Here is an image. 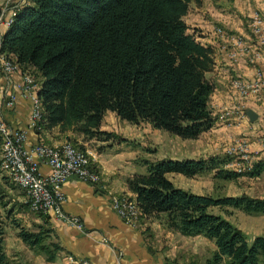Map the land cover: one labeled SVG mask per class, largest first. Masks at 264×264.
Masks as SVG:
<instances>
[{
	"label": "trees",
	"instance_id": "1",
	"mask_svg": "<svg viewBox=\"0 0 264 264\" xmlns=\"http://www.w3.org/2000/svg\"><path fill=\"white\" fill-rule=\"evenodd\" d=\"M190 1L29 0L16 10L1 32L0 51L22 70L32 67L39 75L38 126L71 132L76 138L68 142L79 148L77 138L116 139L114 132L101 130L107 111L185 140L208 131L214 122L208 109L213 86L205 75L214 67V51L187 32L183 17ZM2 142L0 135V162ZM225 157L145 161L146 173L133 174L125 183L141 218L163 215L169 230L213 241L215 249L205 264H264V236L250 242L225 216L211 212L227 207L261 212L264 199L197 194L167 177L242 176L223 168ZM263 168L257 162L245 174L254 177ZM19 235L30 245L40 239V233ZM1 242L0 264H9Z\"/></svg>",
	"mask_w": 264,
	"mask_h": 264
},
{
	"label": "crops",
	"instance_id": "2",
	"mask_svg": "<svg viewBox=\"0 0 264 264\" xmlns=\"http://www.w3.org/2000/svg\"><path fill=\"white\" fill-rule=\"evenodd\" d=\"M231 1L191 0L189 10L183 17L187 32L193 34L202 45L212 47L214 51V67L205 75L213 86L208 100V109L214 119L212 127L194 140H183L157 129L131 131L132 139L129 140H136L134 143L138 145L136 147L143 149L145 143L149 146L154 144L150 152L164 147L163 155L166 156L162 159L197 160L225 155L228 146L236 141H244L252 156L253 165L257 162L264 163V147L261 145L264 140V100L256 96L241 100L237 90L231 86V80L234 78H252L255 75V68L245 61L231 60L225 49L227 42L214 31L215 27H222L226 32L242 35L252 42L248 27L249 17L254 11L264 9V0ZM1 2L2 0L0 4ZM27 3L24 0L16 7L21 8ZM4 30L2 26V32ZM1 82L3 83L2 79ZM248 108L257 114L254 122H250L245 115ZM226 109L232 110V113L228 118H223L222 112ZM29 111V100L20 96L14 108L3 113V118L10 126L26 130L24 132L28 145L42 141L47 145L57 146L66 142L68 138H76L71 132L60 133L58 128L39 132L30 129ZM111 114L115 116L114 113ZM112 115L106 118L113 119ZM101 130L117 133L108 130L103 122ZM77 142L93 148L94 162L107 191H101L97 186L74 177L68 178L61 187L60 205L65 213L80 219L82 230L51 215L41 216L45 219L47 228L41 230L43 234L39 232L40 238H51L50 243L44 247L43 252L34 255L35 246L25 243L18 234L24 242H20L19 247L8 248L4 245L9 260H12L11 264H65L66 255L86 258L91 264H185L188 261L193 263L201 257L205 237L185 236L169 230L164 223L163 215L161 219L141 218L139 225L133 228L125 224L112 209L108 192L133 196L127 189L126 178L133 174H142L146 170L145 162L138 159L139 155L136 152L138 148H132V141L125 142L127 147H124L122 141L112 144L111 141H81V138H77ZM41 169L46 170L45 166ZM167 177L179 188L201 194L188 186L198 175L187 178L181 174L169 173ZM254 177L252 179L260 181L262 185L258 186L263 188L264 168ZM243 194L251 198L264 199V193ZM260 218V215L244 212V223L241 228L236 225L234 219H227L241 229L251 242L257 236H264V229L253 221Z\"/></svg>",
	"mask_w": 264,
	"mask_h": 264
},
{
	"label": "built area",
	"instance_id": "3",
	"mask_svg": "<svg viewBox=\"0 0 264 264\" xmlns=\"http://www.w3.org/2000/svg\"><path fill=\"white\" fill-rule=\"evenodd\" d=\"M16 1L0 8V27L6 20L7 13L15 11L16 5L24 2ZM248 27L252 42L242 35L228 33L222 27H215L214 31L227 42L225 49L231 60L245 61L255 68V75L252 78L237 77L231 80V86L237 90L239 98L245 100L250 96H256L264 100V9L252 13ZM0 72L4 78L0 86V130H4L7 135L0 162L4 175L13 185L15 180H24V184L28 185V194L25 195L30 211L36 213V207H44V214L82 230L80 219L62 210L61 187L68 178L74 177L97 186L101 191H107L103 182L97 181V173L100 171L93 164L95 160L93 151L87 148L86 144L79 143L83 146L79 148L68 141L57 148L44 147L39 141L28 145L24 132L26 130L10 126L3 118V113L14 108L18 97L28 99L30 103L28 127L37 131L34 114L38 109L32 106L30 90L38 81L31 72L20 71L16 66L5 68L4 64H0ZM231 113L232 110L226 109L222 112V117L228 118ZM261 145L264 147V140ZM225 154L230 155V158L236 156L237 160L243 161L242 165L231 159L227 166H233V170L237 168L240 172V169H248L253 164L247 143L244 141H236L228 146ZM42 166H45V171L41 169ZM108 195L111 207L117 215L125 224L136 228L140 223L141 213L138 211L135 197L127 194L117 195L113 192H108ZM65 259V264H72L68 261V255ZM81 259L82 264H91L88 259Z\"/></svg>",
	"mask_w": 264,
	"mask_h": 264
},
{
	"label": "rangeland",
	"instance_id": "4",
	"mask_svg": "<svg viewBox=\"0 0 264 264\" xmlns=\"http://www.w3.org/2000/svg\"><path fill=\"white\" fill-rule=\"evenodd\" d=\"M12 1H16V0H12ZM11 0H2L1 4H0V8L5 6V5H9V3L12 2ZM29 1V0H28ZM231 1V0H229ZM27 2V0H26ZM232 2V1H231ZM29 3V2H28ZM27 3V4H28ZM18 6L15 9L18 10ZM15 11H11L7 13L6 16V20L4 21V23L2 24V26H4V29H6V21H10V19H12ZM0 32H2V27H0ZM1 34V33H0ZM2 34H4L2 32ZM3 36V35H2ZM1 42H2V37L0 39V49H1ZM2 52L0 51V64H2V62L4 61V59L7 60H11L14 64L17 65V63H15L12 59L10 58H6L3 54H1ZM4 59H3V58ZM2 59V60H1ZM17 67H19L17 65ZM20 71H24V72H31L34 77L36 78V80H38V74L36 73L35 70L31 69L30 67H25L22 70V67H19ZM1 73V72H0ZM2 79V81H4L3 75L0 74V80ZM2 82L0 83V86H2ZM36 91H35V95L37 98V101L40 103L39 97H38V91H39V85L38 82L36 84ZM32 101V106L35 105L33 104V100ZM112 112L107 111L105 113V116L103 118V124H105V126L108 127V130L111 131H117V133H115L116 135V139L113 140V142L111 141V143H115V142H124V147H127V144L125 142H133L132 148H138V151H136L139 155L138 159H140L141 161L145 162V161H155V160H160L162 158H164L166 155H163L164 152V147H159L157 151H153L150 152V150H152L154 144H151L153 146H149L148 143H145L146 146L143 147V149H141L140 147H136L138 145H135L134 143H136V140H129L132 139V135L130 134L131 131H154L153 127L147 123V122H140L137 124H131L128 123L124 120H121L120 118H118L116 115H112ZM109 115H112L113 119H108L106 118V116L108 117ZM41 117L36 118L34 117V124L37 127V131H43L41 127L38 126V123L40 121ZM162 131V130H159ZM0 135L2 136L1 132ZM173 136V135H172ZM177 137V136H176ZM3 142H6V138L2 136ZM181 139V138H180ZM185 140V139H183ZM70 141V140H67ZM66 141V142H67ZM64 142V143H66ZM39 143H41L42 145H45L46 147H54L57 148V146H61L63 145H57V146H50L47 145L46 143L39 141ZM79 143V142H78ZM96 145V144H95ZM4 146V144H2V147ZM1 147V148H2ZM91 150H93L92 147H87ZM98 149V147H95ZM166 149V148H165ZM95 151V150H94ZM219 156H226L225 158L228 159V162L231 161H235L237 163H241L243 165V161L242 160H237L236 156H232L230 158V155L228 154H220ZM1 162H2V149H1ZM96 166V163H93ZM253 166V164L250 166V168ZM243 167V166H241ZM223 168L227 169V170H233V166H227V164L225 166H223ZM240 169V172L237 170V168H235L237 173H242L243 175L233 179V180H223V179H215L213 177V173L212 172H207V173H203L198 175V177L194 178L193 181H190L188 186L190 188H192L193 190L200 192L201 194H208L211 196H238L241 195L243 193H264V187L262 188L261 186L258 185H262V183L260 181L254 180L252 178L255 177H249L245 174V172L249 171V169ZM147 171H144L145 174ZM102 181L101 180V174L97 173V181ZM261 183V184H260ZM176 187H178L177 185H175ZM183 189V188H182ZM186 190V189H185ZM26 191L23 190L22 187H20L16 182L15 185H13L8 178L4 175V171L3 169L0 167V231L2 232L0 234V238H1V244L3 246V252L5 253L9 264H11L12 260H9V257L7 256L5 250H4V245H7L8 248H13V247H19V243H24L23 240H21L18 237V234L20 233V231H26L29 233L35 232V233H42L41 230L42 229H46L47 228V224L45 222V219H43V217L41 216H45L48 214H44L41 212H32L29 210V204H27V198H26ZM194 193V192H193ZM28 194V193H27ZM198 194V193H197ZM139 207H138V211H139ZM213 213H221L223 216H225L226 218H231L234 219V221L236 222L237 226H240L239 228H241L243 226L244 223V210L242 209H237V208H233V207H227V208H223V209H219V208H215L212 209ZM139 213H141V211H139ZM245 213H252L253 215H260L261 218L260 220H253L256 221V224H260V227H262V229H264V211L261 212H245ZM43 234V233H42ZM50 239L51 238H43L41 237L39 239V241L37 243H35V249H33L34 251V255L36 253L39 252H43L44 247H46V245L48 246V244L50 243ZM26 245V244H24ZM202 255L200 258H197L195 260V262H193L194 264H205L206 263V259L211 255L212 249H214V243L213 241L210 240H203V245H202ZM18 257V256H15ZM46 257V256H45ZM44 257V259H45ZM73 257V258H72ZM38 258H36L37 260ZM70 259H72L74 261V264H79L78 262L80 260H82L80 257H75L73 255H68V261H70ZM80 259V260H79ZM78 260V261H77ZM17 261V260H16ZM192 262L188 261L185 262V264H193Z\"/></svg>",
	"mask_w": 264,
	"mask_h": 264
},
{
	"label": "bare ground",
	"instance_id": "5",
	"mask_svg": "<svg viewBox=\"0 0 264 264\" xmlns=\"http://www.w3.org/2000/svg\"><path fill=\"white\" fill-rule=\"evenodd\" d=\"M17 8V7H16ZM10 21H11V19H10ZM10 21H6V27H8V25H9V23H10ZM1 33V32H0ZM0 39H1V34H0ZM1 57V56H0ZM3 58V57H2ZM4 59V58H3ZM2 60V59H1ZM2 64H4V67L5 68H13L14 66H16L17 67V65L16 64H14L11 60H7V59H4V61L2 62ZM36 84L32 87V89L30 90V97H31V99L34 101L33 102V104H35V105H33V107H36L37 109H38V112L36 113V114H34V117H35V119L36 118H40V113H41V107H40V103L37 101V98H36V95H35V91H36ZM37 92V91H36ZM0 132H1V134H2V136L3 137H5L6 138V142H7V135H5V133H4V130H0ZM4 144V143H3ZM62 146V145H61ZM44 147H46L45 145H44ZM49 147V146H48ZM49 148H52V147H49ZM54 148V147H53ZM2 149V156H3V150H4V146L1 148ZM99 181V180H98ZM15 182L20 186V187H22L23 188V190L24 191H26L27 193H28V185L27 184H24V180H15ZM25 192V193H26ZM26 193V194H27ZM140 211V210H139ZM36 212H41V213H43L44 212V207H36ZM73 258V257H72ZM80 260V259H79ZM78 261V260H77ZM70 263H72V264H74V261L72 260V259H70ZM79 264H82V260H80L79 262H78Z\"/></svg>",
	"mask_w": 264,
	"mask_h": 264
},
{
	"label": "water",
	"instance_id": "6",
	"mask_svg": "<svg viewBox=\"0 0 264 264\" xmlns=\"http://www.w3.org/2000/svg\"><path fill=\"white\" fill-rule=\"evenodd\" d=\"M245 115L247 116L250 122H254L257 119V114L252 109H246Z\"/></svg>",
	"mask_w": 264,
	"mask_h": 264
}]
</instances>
